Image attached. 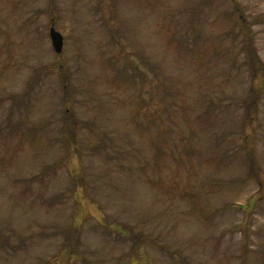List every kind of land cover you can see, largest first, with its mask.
I'll list each match as a JSON object with an SVG mask.
<instances>
[{"label":"rangeland","instance_id":"1","mask_svg":"<svg viewBox=\"0 0 264 264\" xmlns=\"http://www.w3.org/2000/svg\"><path fill=\"white\" fill-rule=\"evenodd\" d=\"M255 53L264 0H0V264H264Z\"/></svg>","mask_w":264,"mask_h":264},{"label":"trees","instance_id":"2","mask_svg":"<svg viewBox=\"0 0 264 264\" xmlns=\"http://www.w3.org/2000/svg\"><path fill=\"white\" fill-rule=\"evenodd\" d=\"M247 49L245 50H249V46H247V44H245ZM249 53H252L250 51H248ZM256 56V57H255ZM254 55H251V58H249L248 60H246V64L249 66V68L251 67V70L253 71L251 76L253 78H255L258 75H264V73L262 74V72H264V67L260 64L259 59L257 58V54L255 53ZM34 129H32V131L34 132ZM26 135H32L33 133L31 131H28L27 133H25Z\"/></svg>","mask_w":264,"mask_h":264},{"label":"water","instance_id":"3","mask_svg":"<svg viewBox=\"0 0 264 264\" xmlns=\"http://www.w3.org/2000/svg\"><path fill=\"white\" fill-rule=\"evenodd\" d=\"M49 36L52 42V47L56 53H60L63 46V37L53 27L50 28Z\"/></svg>","mask_w":264,"mask_h":264}]
</instances>
